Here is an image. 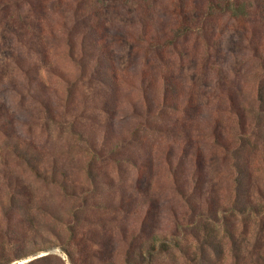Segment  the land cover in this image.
Here are the masks:
<instances>
[{"label":"rangeland","instance_id":"1","mask_svg":"<svg viewBox=\"0 0 264 264\" xmlns=\"http://www.w3.org/2000/svg\"><path fill=\"white\" fill-rule=\"evenodd\" d=\"M0 264H264V0H0Z\"/></svg>","mask_w":264,"mask_h":264}]
</instances>
